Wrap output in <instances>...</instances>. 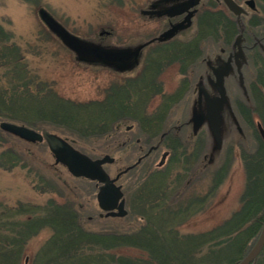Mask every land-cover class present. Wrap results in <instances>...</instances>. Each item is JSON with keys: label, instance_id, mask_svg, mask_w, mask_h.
<instances>
[{"label": "rangeland", "instance_id": "1", "mask_svg": "<svg viewBox=\"0 0 264 264\" xmlns=\"http://www.w3.org/2000/svg\"><path fill=\"white\" fill-rule=\"evenodd\" d=\"M212 1L215 2L201 0L207 6L212 5ZM235 1L248 12L238 18L232 15L237 32L243 25V38L246 43L257 44L254 47L256 52L249 55L252 63L250 61L243 69V82H237L234 75L226 81L229 107L222 116L219 146H215L204 120L194 126L192 122H188L194 115L192 111L197 84L208 86L209 70L206 62L218 53L215 43L219 46L226 45L221 39L216 42L211 38L203 42L205 57L196 64L190 60L185 61L179 55L176 57V54L164 60L161 58L160 62L163 61V64L157 66V71L153 73L156 87L147 94L141 93L138 88L132 89L128 99L130 109L119 112L117 117L120 121L113 126L86 130L83 124L82 127L57 119L46 120V125L49 126L44 127L45 129L65 138L88 156L98 158L108 154L113 157L112 163L104 165L110 177L135 163L150 146L156 145L163 132L169 130V134L159 140L158 149L118 178L117 183L122 187L125 200V216H100L102 212L95 198L96 183L84 178H74L64 166L55 164L44 143L27 145L23 140H10L6 136H3L5 147L33 153L34 158L30 163L34 169L30 171L17 166L7 171L0 168V209L27 204L42 205L49 200L60 205L68 203L67 206L72 203L80 216L82 226L87 230L130 231L138 227L141 219L135 216V213L140 212L136 211L137 189L143 183L147 172L162 169L172 174L179 173V178L169 186L170 192L167 195L168 198H173L169 204L175 206L177 211L179 207L185 210L191 199L199 200L171 221V225L180 233L208 231L228 220L241 205L246 179L243 154L257 148L260 135L256 123L259 122L263 127L264 120V92L259 94L253 89L258 81V55L264 59V50L259 49L264 29L260 30L258 24L249 25L253 11L244 5L245 0ZM150 3V0H40L38 5H32L22 0H0V25L10 31L21 50L26 51L28 66L37 72L41 83L53 90V103L60 101L73 106L72 108H78L91 102H106L113 86L118 91L126 81L142 73L145 60L159 59L163 49L169 51L174 45L161 47L162 43H152L143 49L133 66L130 64L124 70L118 71L117 66L106 67L100 63L91 64L81 60L48 28L42 14L52 17L72 35L94 46L132 49L153 36H158L166 27L165 21L142 12L149 9ZM254 3L258 10H261L260 4L264 6V0H254ZM216 4L217 7L225 8L221 1ZM257 17L260 18L259 22L264 21L263 12ZM197 30L193 19L191 27L177 35L173 44L190 40ZM223 48L229 50L230 46ZM183 81L185 85H190L184 87ZM178 94L180 96L176 98ZM170 96L176 99L171 100ZM164 105L168 107L167 112L158 128L140 126L144 116L156 114ZM88 115L81 113L85 118ZM41 129L36 127V130ZM175 139H178L179 147L176 153H172L171 145L176 146ZM166 149H169V154L164 165L158 167L157 164ZM221 175L219 182L213 183ZM174 176L169 181H173ZM22 217L25 218L24 215ZM48 236L49 231L42 230L32 238L19 264H31L36 251ZM114 252L130 258L145 257L142 251L134 247H120L113 250ZM259 259L257 257L253 264H264V255Z\"/></svg>", "mask_w": 264, "mask_h": 264}, {"label": "trees", "instance_id": "2", "mask_svg": "<svg viewBox=\"0 0 264 264\" xmlns=\"http://www.w3.org/2000/svg\"><path fill=\"white\" fill-rule=\"evenodd\" d=\"M22 1L32 5L40 2ZM218 1H212V5L208 6L199 3L193 18L198 30L193 38L175 44H160L161 47H174L169 51L163 49L159 59L145 60L142 73L126 81L118 91L113 86L106 102L80 104L78 108L60 101L53 103V90L41 83L37 72L28 66L26 51L21 50L14 35L0 25V121L18 122L34 129L49 126L46 125L47 119H57L74 126L84 125L86 130L113 126L119 120L117 114L130 109L128 99L132 89L138 88L141 93L147 94L156 87L153 73L157 71V66L163 64V61L160 62L161 58L164 60L176 54V57L179 55L185 61L190 60L196 64L205 57L203 42L208 39L212 38L216 42L221 39L226 44L219 46L215 43L217 50L231 46L237 34L235 22L227 9L217 7ZM260 8L261 10L254 9L249 25L258 24L260 30H263L264 21L259 22L260 18L257 16L264 13V6L260 4ZM258 58V81L253 89L260 94L261 91L264 92V59L259 55ZM253 60L255 61L254 58ZM186 84L183 81L184 87L190 85ZM176 96L178 98L180 94ZM173 97L170 96L169 99H176ZM167 108L164 105L156 114L144 116L140 126L158 128ZM81 113L89 115L85 118ZM247 120L251 123L250 118ZM262 124L264 127V120ZM3 136L22 141L0 129V168L8 171L19 166L33 170L34 166L30 163L34 158L33 153L5 147ZM258 140L254 151L243 154L246 179L239 210L208 231L183 234L171 225V221L179 213L188 210L192 203H198L199 200L191 199L185 210L179 207L177 211L175 206L169 204L173 198H168L167 195L170 192L169 186L179 178V173L156 169L147 172L136 191V211L140 212L135 213V216L141 219L138 227L130 231L87 230L82 226L72 203L67 206L68 203L60 205L49 200L42 205L27 204L13 207L14 209H0V264H19L28 242L42 230H48L49 236L36 251L31 264H236L251 248L264 223V140L260 136ZM177 143L178 139H175L177 147L171 145L172 153H176L179 147ZM173 175L174 180L169 181ZM221 178L222 175L213 183L217 184ZM120 247L137 248L145 257L130 258L113 253V250ZM263 255L264 247L258 259Z\"/></svg>", "mask_w": 264, "mask_h": 264}, {"label": "water", "instance_id": "3", "mask_svg": "<svg viewBox=\"0 0 264 264\" xmlns=\"http://www.w3.org/2000/svg\"><path fill=\"white\" fill-rule=\"evenodd\" d=\"M221 1L225 5V7L237 18L240 17L241 14L246 13L245 9L235 0ZM198 2L199 0H187L176 7L175 13H168L169 16H172L174 14H180L185 11L187 12L182 21L172 25L169 29L162 32L159 35L158 39L162 41L171 38L177 32L187 29L191 25V17L196 11L195 8L191 10L189 9L197 5ZM244 4H246L251 9L254 8L253 0H245ZM152 12L153 11L151 10L143 11V13L145 14H151ZM156 13L159 12L156 11ZM42 19L48 26V28L61 39L65 46L75 52L81 60L89 63L100 62L107 65L116 66L118 64L129 63L133 60L136 61L141 52V49L149 42H151L147 41L132 49H109L99 46L97 47L72 35L52 17L46 14H42ZM243 29L244 26H240L239 34L235 37L233 42V47L237 48V52L234 54V57L236 72L238 73V79L240 83L243 82L239 62V58H243V52L240 45ZM209 69L213 76V79L209 78V83L214 91V94L211 95L202 84L198 85L197 104L201 106V101H203V111L201 112V120L194 125H197L204 120L207 123L210 135L215 143V146H219L222 134V111L225 107H229L224 88V77L227 76L231 70L230 57L222 64H218L216 66L209 64ZM256 127L261 137L264 138V130L259 122H257ZM0 129L26 142H44L48 150L52 154L55 164H61L65 166L69 174L73 177L84 178L96 182L98 184L97 192L95 195L97 205L99 209L104 212L105 216L111 217H123L127 213L121 186L117 185L116 181L118 180L120 175L131 170L141 161L143 157L148 155L151 150L156 148V146H151L145 154H143L135 161V163L125 167L114 177H110V175L105 171L103 167V165L110 164L114 161V158L109 156L108 154L103 155L102 157L92 158L87 154L81 152L80 150L74 148L61 136L44 128L41 130H35L22 124H17L9 121H1ZM166 155L167 152H164L162 154L158 166L163 164ZM263 246L264 224L261 228L259 236L257 237L251 249L236 264H253ZM26 262L27 258H25L24 260V263Z\"/></svg>", "mask_w": 264, "mask_h": 264}, {"label": "flooded vegetation", "instance_id": "4", "mask_svg": "<svg viewBox=\"0 0 264 264\" xmlns=\"http://www.w3.org/2000/svg\"><path fill=\"white\" fill-rule=\"evenodd\" d=\"M185 1H187V0H173V1L172 0H165V1H160L159 0V1H152L150 3V5H149V10H151L153 12L151 14H149V15H153L154 17H156L158 19H161V20L166 22V27L162 31V32H164L165 30L169 29L172 25H174V24H176V23H178V22L183 20V18L185 17V15L187 13L186 11L182 12L180 14H174L172 16H169L168 13L169 14L170 13H175L176 7L179 6L181 3L185 2ZM193 8L194 7L190 8L189 10H191ZM156 11H158L159 13H156ZM179 34H180V32H177L173 37L165 39L163 41L158 39L159 35L158 36H153L151 39H149V41H151V44L152 43H158V44H160V43H168L169 41L173 42L176 39V36L179 35ZM260 40H261L262 44H259V49L260 50H264V44H263L264 35L260 38ZM256 44L257 43H253L251 45H248L246 43V41L244 40V38H242L240 45H241V50L243 52V58H241V59L239 58L240 70L242 72H243V69L246 66L249 65L250 60H251V59H249V54H250V52L254 51V47L256 46ZM236 52H237V48L233 47V43H232L230 48H229V50H226L224 48H220L218 50V53L215 54L214 57L211 60L207 61V65H208L209 62H211L212 65H218V64H222L223 62H225L230 57L231 70H230L229 74L224 77V88H225L226 95H227V90H226V81H227V79L230 78V77H233V75L237 76L236 65H235V57H234V54ZM180 60H181V58H180ZM133 62L135 63V60H133V61H131L129 63H126V64H118L116 66L119 69L124 70V68H127L130 64L133 66V64H134ZM209 75L211 76V78H213L212 75H211V72L209 73ZM204 86L207 89V91H209V93L211 95L214 94V91H212L209 82H208V86L209 87L206 86V85H204ZM200 105L201 106H199L197 104V102L195 101V104H194V107H193V111H192V114L194 113V115L191 117L190 121H188V122H192L193 126H194V124H196L198 121L201 120V112L203 111V101H201ZM226 109H227L226 107L223 109L222 116H223V113L225 112ZM163 133H164V135H160V137H159L160 141L169 134V130L165 131ZM159 140H158V142H156L157 146H156V148L154 150L159 148V145H160V143H159L160 141ZM165 151L167 152V155L165 156V158H167V156L169 154V149H166L163 152H165ZM116 184H118V183L116 182Z\"/></svg>", "mask_w": 264, "mask_h": 264}]
</instances>
